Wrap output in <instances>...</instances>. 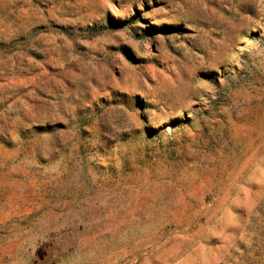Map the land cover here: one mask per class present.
<instances>
[{"label": "rangeland", "instance_id": "374dc122", "mask_svg": "<svg viewBox=\"0 0 264 264\" xmlns=\"http://www.w3.org/2000/svg\"><path fill=\"white\" fill-rule=\"evenodd\" d=\"M0 264H264V0H0Z\"/></svg>", "mask_w": 264, "mask_h": 264}]
</instances>
